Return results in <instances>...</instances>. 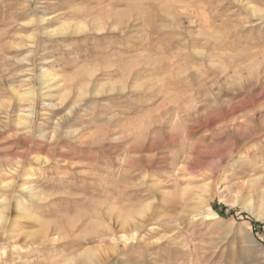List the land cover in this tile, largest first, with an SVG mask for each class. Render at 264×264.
I'll list each match as a JSON object with an SVG mask.
<instances>
[{
  "label": "rangeland",
  "instance_id": "374dc122",
  "mask_svg": "<svg viewBox=\"0 0 264 264\" xmlns=\"http://www.w3.org/2000/svg\"><path fill=\"white\" fill-rule=\"evenodd\" d=\"M3 208L1 264H264V0H0Z\"/></svg>",
  "mask_w": 264,
  "mask_h": 264
},
{
  "label": "bare ground",
  "instance_id": "6f19581e",
  "mask_svg": "<svg viewBox=\"0 0 264 264\" xmlns=\"http://www.w3.org/2000/svg\"><path fill=\"white\" fill-rule=\"evenodd\" d=\"M248 5V4H247ZM247 8V7H246ZM17 170L15 169H13V170H9L8 171V173L10 174V175H12V176H14V175H16L17 174ZM4 184V183H3ZM25 184V183H24ZM8 186H9V184H6V185H3V187L4 188H8ZM12 191V190H11ZM14 191V190H13ZM32 198V197H31ZM9 212H10V210H9ZM6 213H8V209H6V208H3L2 209V211L0 212V231H2L4 228H5V226H7V224H9L10 223V221H9V216L6 214ZM9 214V213H8ZM24 216H25V218H27V217H29V218H31L28 214H25L24 213ZM12 219V218H11ZM112 219V218H111ZM137 226H139V225H137ZM135 227V226H134ZM136 228V227H135ZM123 230V229H122ZM136 230V229H135ZM138 230V229H137ZM112 232V231H111ZM115 232V231H114ZM134 233V232H133ZM26 235H28V234H26ZM127 235V234H126ZM137 235V234H136ZM33 237L35 236V234L34 235H32ZM123 236V235H122ZM93 250V249H92ZM97 250V249H96ZM110 250V249H109ZM89 251V250H88ZM98 251V250H97ZM111 251V250H110ZM93 252V251H92ZM115 252V251H114ZM96 253V252H95ZM104 253V252H103ZM113 254L114 255V253L113 252H110L109 254ZM85 254V253H84ZM88 254V253H87ZM90 254H91V252H90ZM100 254V253H99ZM98 254V255H99ZM107 254V253H106ZM108 254V255H109ZM101 255H102V252H101ZM105 255V254H104ZM83 256V255H82ZM85 256V255H84ZM99 257V256H98ZM84 258V257H83ZM109 258V257H108ZM81 259V261H82V258H80ZM107 259V258H106ZM84 260V259H83ZM100 259H98L97 261H99ZM94 261V260H93ZM92 261V262H93ZM105 261H108V259L107 260H105ZM89 262V264H90V262L91 261H86V262H84V263H88ZM100 262V261H99ZM103 262V261H102ZM80 263V262H79ZM104 263V262H103ZM1 264V263H0Z\"/></svg>",
  "mask_w": 264,
  "mask_h": 264
}]
</instances>
